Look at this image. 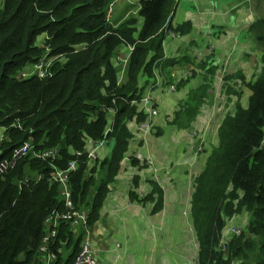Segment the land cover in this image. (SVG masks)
Wrapping results in <instances>:
<instances>
[{
	"label": "trees",
	"instance_id": "16d2710c",
	"mask_svg": "<svg viewBox=\"0 0 264 264\" xmlns=\"http://www.w3.org/2000/svg\"><path fill=\"white\" fill-rule=\"evenodd\" d=\"M115 1L5 0L0 10V127L6 130L0 164L12 162L27 142L37 152L58 148L54 165L61 170L76 161L70 175L72 201L78 211L89 213L91 231L123 161L147 165L127 155L138 127L148 120L140 105L145 96L140 79L151 78L164 58V32L173 5V0H140L144 24L138 32L135 20L118 28L110 24L108 12ZM255 30L264 48V20ZM122 46L134 51L129 80L118 85L112 59ZM49 57H60L51 69L52 78L21 77ZM216 70L208 69L204 84L189 93L173 125L189 129L201 108L213 100L209 78ZM248 85L249 107L239 102L234 114L223 120L219 145L195 182L191 216L199 264H264V67ZM226 91L234 92L229 85ZM236 93L241 97L242 91ZM104 108L116 111L113 123ZM110 127L112 132L105 134ZM106 135L107 142L115 143L112 155L92 167L88 140L101 141ZM52 169L51 162L29 155L0 176V264H43L45 222L55 212L66 211L59 185L50 180ZM134 186H139L136 179ZM156 197L154 212H159L160 187L154 185V192L143 200L130 194L132 202ZM243 211L252 214L247 230L230 240L226 253L220 251L228 220ZM84 235L83 228L73 231L70 223L61 222L50 245L56 255L52 264H73Z\"/></svg>",
	"mask_w": 264,
	"mask_h": 264
},
{
	"label": "crops",
	"instance_id": "0c3cea01",
	"mask_svg": "<svg viewBox=\"0 0 264 264\" xmlns=\"http://www.w3.org/2000/svg\"><path fill=\"white\" fill-rule=\"evenodd\" d=\"M140 9V0H116L113 10L108 12L109 22L118 28L126 21L137 20L134 28L139 32L144 24L143 18L137 19ZM263 20L264 0H173L164 32V58L156 64L151 78L140 79L144 93L151 91L158 115L153 119L146 142L135 137L127 155L136 156L147 165L136 166L124 160L110 186L100 220L90 236L98 264H199V244L191 219L192 198L196 179L205 170L210 154L198 162L197 171L195 160L191 162L194 151L190 142L192 132L188 133L190 128L180 129L170 123L189 93L204 84V76L211 68L217 69L216 76L209 79L212 84L214 79L219 84L213 85L214 91L210 93L213 92L214 98L210 102L214 106L222 105L227 99L228 105L233 106L241 99V105L245 106L243 98L249 99L250 93L252 95L248 84L261 75L264 67V48L255 30ZM117 54L129 58L126 46ZM116 55L112 64L117 71L118 84L123 85L129 80V65L117 62ZM149 57L151 60L153 54ZM228 85L234 91L232 95L227 94ZM219 91L223 98L221 103L217 96ZM241 91L239 97L236 92ZM207 104L191 125L203 127L198 141L206 140L210 123L219 116L214 107L207 110ZM154 129L156 135H153ZM208 137L207 147L211 151L219 145V136ZM174 146H180L181 150L171 153ZM114 147L113 142L100 147L96 151L97 159L91 160L92 167L97 161L110 158ZM148 159L152 162L150 166ZM174 162L177 166L171 168ZM135 179L138 188L134 186ZM154 184L163 192V208L159 212H154L158 197L139 201L154 192ZM185 189L192 193L189 195ZM132 192L139 200L131 201Z\"/></svg>",
	"mask_w": 264,
	"mask_h": 264
},
{
	"label": "built area",
	"instance_id": "2783aa9c",
	"mask_svg": "<svg viewBox=\"0 0 264 264\" xmlns=\"http://www.w3.org/2000/svg\"><path fill=\"white\" fill-rule=\"evenodd\" d=\"M113 5L110 6V12L113 10ZM129 55L132 54L134 48L129 47ZM60 57L51 58L49 60L43 61L40 64L34 65L33 68L27 69L22 72L20 75L22 78L27 79L33 75L39 76L41 79H48L52 78L51 69L53 64L56 60H59ZM123 63H126L123 59H119ZM174 90V87H172ZM140 105L148 115V120L142 123L138 130L139 132H144L146 134H150L153 128V119L156 118L158 115V109L155 108L154 98L151 95V91L145 94V96L140 101ZM107 112L110 113V122H114V114L116 113L113 109H105ZM112 132V128H108L105 134H109ZM5 140V134L0 136V144ZM264 142V141H263ZM107 135L101 141H93L91 139L88 140L89 150L87 152L88 159L91 161H95L97 159L96 151L100 147H104L107 144ZM60 150L58 148L44 150L41 152H37L34 146L27 142L23 147L19 150H16L14 153V158L12 162H4L0 164V176L6 174L11 168H14L17 161L22 157L31 155L32 158L51 162L52 163V173L50 180L53 183L59 185L61 194L65 199L66 211L64 213L55 212L52 214L45 222L46 224V236L43 239L42 246L40 248V253L44 257L43 264H52L55 259L56 255L52 252L50 245L53 240L58 234V228L61 222H67L71 224L72 230L75 231L78 228H83L85 230V235L83 242L81 244V249L79 254L76 256L75 261L73 264H98L97 258L94 255L92 250V243H91V230L88 228L89 222V213L87 211H78L73 204L72 201V191L70 188V175L76 171L77 162H70L68 168L66 170H61L57 168L54 163L58 160ZM78 156H81V153H77ZM243 234V230L237 227H230L226 234H224L223 238L220 242V251L227 252L228 243L233 237H240Z\"/></svg>",
	"mask_w": 264,
	"mask_h": 264
},
{
	"label": "rangeland",
	"instance_id": "374dc122",
	"mask_svg": "<svg viewBox=\"0 0 264 264\" xmlns=\"http://www.w3.org/2000/svg\"><path fill=\"white\" fill-rule=\"evenodd\" d=\"M4 2H5V0H0V10L3 8V5H4ZM137 19L140 21V20H142L141 18H140V16H139V14H138V16H137ZM136 24L138 23L137 22V20H136V22H135ZM211 78H214V77H211ZM223 80H224V77L222 78V82H223ZM219 84V82L217 83V80L216 79H214V83H213V85L214 86H216V85H218ZM211 93H213V92H211ZM219 93H220V91L217 93V96H219ZM250 96H251V93H250ZM250 98V97H249ZM222 97H220L219 96V98H218V101H219V103H221V101H222ZM230 101V100H229ZM241 101V99H239L238 100V102H236L233 106H231V105H228V101H227V99H224L223 100V103H222V105L221 104H217V105H213V103H211V102H208V104H207V107H206V109L208 110V108L209 109H211L212 107H214L215 109V111L216 112H218L219 113V116L217 115L216 117H215V119L214 120H212V122L210 123V126L211 127H209V130H208V132H207V136H206V140L204 141L203 139H201L200 141H198V139H199V136L200 135H202V133H203V127L202 126H200V127H195V126H189L190 127V131L188 130V133H191L192 132V134H191V138H190V142L192 141V146H193V154H192V160H191V162L193 161V160H195V164H196V170L197 171H199V165H198V162H200V160H202V159H204V158H206V155H208V154H212V152H213V150H211V151H208V147H207V144H208V141L210 140V138L208 137V135H212V134H218V136H219V130H220V127H221V125L223 124V118L225 119L227 116H229V115H233L234 114V111H235V109H236V106H237V104L239 103ZM243 103H245V106H244V108H248L249 107V99H247L246 97H244L243 98ZM213 110V109H212ZM202 120H203V117L201 118ZM171 125H173V121L170 123ZM168 126L169 127H172V126H170L169 124H168ZM174 126V125H173ZM219 126V128L217 129V127ZM216 129H217V132H216ZM5 132H6V130H5V128H2V127H0V135H3V134H5ZM150 134H151V132H150ZM150 134H146L145 135V133L144 132H137L136 133V137H138L140 140H142L144 143L146 142V140L148 139V137L150 136ZM153 135H156V131H155V129H154V131H153ZM152 135V136H153ZM218 139H219V137H218ZM183 140V142H182V144L184 143V138L182 139ZM144 143H142V145H144L145 146V144ZM218 147V146H217ZM216 147V148H217ZM185 148H186V146H185ZM178 151V150H181V148H180V146H174L173 148H172V152L171 153H173V151ZM184 151H186L185 149H184ZM197 151H198V153H197ZM185 153H183L182 155H181V157L184 155ZM146 161H148V165L150 166L151 164H152V162H151V160L150 159H148V160H146ZM143 162V161H142ZM190 162V163H191ZM175 166H177L176 164H175V162L173 163V166L171 167V168H174ZM155 185V184H154ZM186 190V192L190 195L191 193H192V191L190 190V189H185ZM192 217V216H191ZM251 218H252V214L250 213V212H247V211H243L242 213H240L239 215H237V216H235L232 220L230 219V220H228V223H227V226H226V228H225V230L223 231V235H222V238H223V236H224V234H226L227 233V231H228V229L230 228V227H237V228H239V229H242V230H244V231H246L247 230V226L249 225V223H250V221H251ZM192 219V218H191ZM194 227V226H193ZM75 231H79V228L77 229V230H75ZM194 236H195V234H194ZM197 240V239H196Z\"/></svg>",
	"mask_w": 264,
	"mask_h": 264
},
{
	"label": "clouds",
	"instance_id": "9594fccd",
	"mask_svg": "<svg viewBox=\"0 0 264 264\" xmlns=\"http://www.w3.org/2000/svg\"><path fill=\"white\" fill-rule=\"evenodd\" d=\"M114 4V3H113ZM110 11V10H109ZM127 48H129L128 46H126ZM129 50V49H128ZM134 51V50H133ZM118 55V54H117ZM116 55V61L117 62H119L120 64H122L123 66H124V64L127 66V65H129V63H130V58H131V55H129V58L128 59H126L123 55H119V56H117ZM114 58V57H113ZM119 59H123L124 61H126V63H123L122 61H120ZM119 85V84H118ZM152 131V130H151Z\"/></svg>",
	"mask_w": 264,
	"mask_h": 264
},
{
	"label": "bare ground",
	"instance_id": "6f19581e",
	"mask_svg": "<svg viewBox=\"0 0 264 264\" xmlns=\"http://www.w3.org/2000/svg\"><path fill=\"white\" fill-rule=\"evenodd\" d=\"M82 232H84V231H82Z\"/></svg>",
	"mask_w": 264,
	"mask_h": 264
}]
</instances>
